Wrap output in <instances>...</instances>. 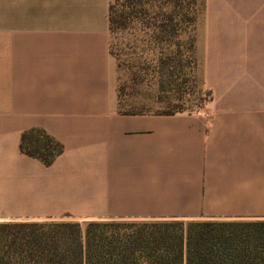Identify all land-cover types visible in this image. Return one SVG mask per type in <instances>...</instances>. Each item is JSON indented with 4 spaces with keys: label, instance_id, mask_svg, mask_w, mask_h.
<instances>
[{
    "label": "crops",
    "instance_id": "crops-1",
    "mask_svg": "<svg viewBox=\"0 0 264 264\" xmlns=\"http://www.w3.org/2000/svg\"><path fill=\"white\" fill-rule=\"evenodd\" d=\"M110 0H0V221H264V0H203L201 108L122 114ZM42 128L50 165L20 153Z\"/></svg>",
    "mask_w": 264,
    "mask_h": 264
},
{
    "label": "trees",
    "instance_id": "trees-1",
    "mask_svg": "<svg viewBox=\"0 0 264 264\" xmlns=\"http://www.w3.org/2000/svg\"><path fill=\"white\" fill-rule=\"evenodd\" d=\"M199 12L196 0L109 1L115 56H125L120 63L131 68L133 83L150 76L159 98L182 95L187 80L196 85ZM178 108L156 114L183 112ZM18 148L50 165L63 145L29 128ZM0 264H264V221H0Z\"/></svg>",
    "mask_w": 264,
    "mask_h": 264
},
{
    "label": "rangeland",
    "instance_id": "rangeland-1",
    "mask_svg": "<svg viewBox=\"0 0 264 264\" xmlns=\"http://www.w3.org/2000/svg\"><path fill=\"white\" fill-rule=\"evenodd\" d=\"M203 0H196L199 6L197 21L201 17L203 10ZM196 21V22H197ZM115 37L108 30V50L113 62V92L115 97L116 109L120 112L132 113H156L160 111L174 109L179 106L183 112L196 110L202 106L209 98L208 89L202 84L196 75V85L192 86L191 81L184 83L185 92L182 95L175 94L174 91L167 96L158 97V89L150 76L143 81L132 82L131 68L123 66L120 59L115 56ZM120 63V64H119ZM125 65V64H124ZM77 221V220H76ZM86 220H80V222Z\"/></svg>",
    "mask_w": 264,
    "mask_h": 264
}]
</instances>
